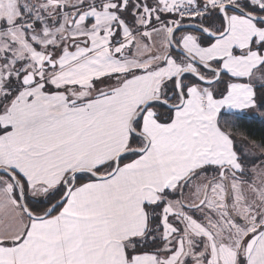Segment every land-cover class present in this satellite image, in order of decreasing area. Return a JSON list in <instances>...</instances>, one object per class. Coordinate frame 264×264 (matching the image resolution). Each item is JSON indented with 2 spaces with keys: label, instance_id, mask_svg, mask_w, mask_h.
I'll return each mask as SVG.
<instances>
[{
  "label": "snow or ice",
  "instance_id": "obj_1",
  "mask_svg": "<svg viewBox=\"0 0 264 264\" xmlns=\"http://www.w3.org/2000/svg\"><path fill=\"white\" fill-rule=\"evenodd\" d=\"M264 0H0V264H264Z\"/></svg>",
  "mask_w": 264,
  "mask_h": 264
},
{
  "label": "trees",
  "instance_id": "obj_2",
  "mask_svg": "<svg viewBox=\"0 0 264 264\" xmlns=\"http://www.w3.org/2000/svg\"><path fill=\"white\" fill-rule=\"evenodd\" d=\"M245 128L248 131L249 135L256 140L261 138V135H264V126L261 125L259 121H252L251 123L245 124Z\"/></svg>",
  "mask_w": 264,
  "mask_h": 264
}]
</instances>
